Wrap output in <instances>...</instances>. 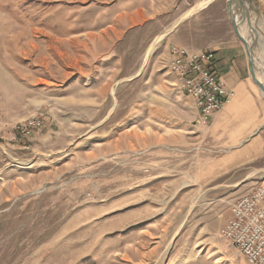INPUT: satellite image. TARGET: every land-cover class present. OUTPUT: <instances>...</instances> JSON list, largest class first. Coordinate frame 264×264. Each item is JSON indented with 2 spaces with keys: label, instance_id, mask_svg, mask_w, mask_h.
I'll return each mask as SVG.
<instances>
[{
  "label": "rangeland",
  "instance_id": "obj_1",
  "mask_svg": "<svg viewBox=\"0 0 264 264\" xmlns=\"http://www.w3.org/2000/svg\"><path fill=\"white\" fill-rule=\"evenodd\" d=\"M113 1L0 0V264H250L220 233L264 186V151L209 177L236 147L171 70L174 48L213 53L223 81L215 45H243L228 0L135 28ZM244 4L264 26V0Z\"/></svg>",
  "mask_w": 264,
  "mask_h": 264
},
{
  "label": "crops",
  "instance_id": "obj_2",
  "mask_svg": "<svg viewBox=\"0 0 264 264\" xmlns=\"http://www.w3.org/2000/svg\"><path fill=\"white\" fill-rule=\"evenodd\" d=\"M185 1L189 0H114L112 7L117 10V20L135 28L162 15L170 18L178 9H183ZM216 45L213 49L216 71L234 94L211 124L220 141L236 148L228 156L217 159L214 167L208 170L209 177L219 171L236 172L264 151V118L259 115L260 108L246 81L250 72L244 45L232 41ZM231 217L232 213L229 220Z\"/></svg>",
  "mask_w": 264,
  "mask_h": 264
},
{
  "label": "built area",
  "instance_id": "obj_3",
  "mask_svg": "<svg viewBox=\"0 0 264 264\" xmlns=\"http://www.w3.org/2000/svg\"><path fill=\"white\" fill-rule=\"evenodd\" d=\"M171 70L179 77L182 89L193 98L203 123L230 101L229 91L208 65L213 53H193L174 48ZM35 126L31 121L28 128ZM232 217L221 230L228 241L250 264H264V186L239 197L232 205Z\"/></svg>",
  "mask_w": 264,
  "mask_h": 264
},
{
  "label": "bare ground",
  "instance_id": "obj_4",
  "mask_svg": "<svg viewBox=\"0 0 264 264\" xmlns=\"http://www.w3.org/2000/svg\"><path fill=\"white\" fill-rule=\"evenodd\" d=\"M215 0H205L204 3H202V7L209 5ZM245 1V0H244ZM199 6V5H198ZM199 8V7H198ZM197 10V9H196ZM194 11V10H193ZM190 14V13H189ZM188 15V13H187ZM187 17V16H186ZM254 17V16H253ZM250 12H246L245 14L241 15V17L236 14V20L239 23V32L245 38L250 44L255 43L251 40L256 41L259 49L260 59L264 63V26L260 25V27L256 24H254L253 20L251 19ZM258 24V23H257ZM173 28V27H172ZM164 35L158 37L154 44L150 47L148 52L145 55V59H147L148 55L151 50L153 49V46L163 37ZM255 43V44H256ZM254 44V45H255ZM255 51V50H254ZM253 51V52H254ZM255 55V54H254ZM255 60V59H254ZM147 61V60H146ZM145 62V61H144ZM142 66H144L142 64ZM257 78L259 81H261L264 85V76H261L258 72H256ZM263 95V94H262Z\"/></svg>",
  "mask_w": 264,
  "mask_h": 264
},
{
  "label": "water",
  "instance_id": "obj_5",
  "mask_svg": "<svg viewBox=\"0 0 264 264\" xmlns=\"http://www.w3.org/2000/svg\"><path fill=\"white\" fill-rule=\"evenodd\" d=\"M242 10L243 14L248 12V9L246 5L244 4V0H228L227 1V10L233 25V28L239 37V39L242 41L247 58H248V67L250 70V74L252 77L253 82L258 86L260 89L261 93L263 94L264 97V85L261 81L258 80L257 75H256V70H255V62L253 58V49H254V44H250L239 32V23L236 20V12L239 10Z\"/></svg>",
  "mask_w": 264,
  "mask_h": 264
}]
</instances>
